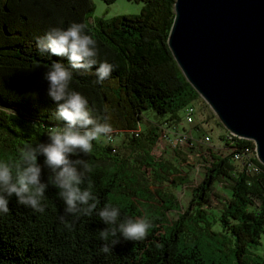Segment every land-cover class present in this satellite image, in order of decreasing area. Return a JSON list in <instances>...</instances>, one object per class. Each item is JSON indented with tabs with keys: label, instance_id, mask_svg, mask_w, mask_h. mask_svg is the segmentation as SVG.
Instances as JSON below:
<instances>
[{
	"label": "trees",
	"instance_id": "1",
	"mask_svg": "<svg viewBox=\"0 0 264 264\" xmlns=\"http://www.w3.org/2000/svg\"><path fill=\"white\" fill-rule=\"evenodd\" d=\"M133 1L143 2L138 14L99 17L91 28V0H0V160L18 163L21 149L47 143L49 133L63 127L44 74L55 61L69 67L67 57L41 53L36 37L53 27L84 23L86 34L97 42L98 64L115 67L102 83L96 82L95 68L73 71L69 89L83 95L92 116L112 129L144 123L137 138L124 135L118 144L93 141V151L80 154L92 167L87 175L99 197L97 211L110 204L120 208L121 218L151 221L144 240L121 238L111 252L102 253L99 233L108 226L95 212L79 218L64 213L58 189L49 184L44 213L18 204L15 196L9 199V213L0 215V264H226L225 249L233 253L229 264H264V255L256 252L264 235V166L256 161L258 172H242L226 158L225 147L203 145L207 151L198 153L197 162L203 173L196 183L185 154L171 148L170 158L165 157L170 145L164 137L165 155L152 151L159 128L146 120L178 121L183 107L199 95L166 44L174 0ZM230 143L255 149L250 140L236 136H230ZM37 161L41 180L48 183L53 174L42 155ZM219 182L229 192L220 198V211L208 216L204 207L212 195L220 197L214 193ZM86 186L87 181L81 187ZM181 186L190 189L185 206L172 192ZM170 212L175 220L169 219Z\"/></svg>",
	"mask_w": 264,
	"mask_h": 264
},
{
	"label": "clouds",
	"instance_id": "2",
	"mask_svg": "<svg viewBox=\"0 0 264 264\" xmlns=\"http://www.w3.org/2000/svg\"><path fill=\"white\" fill-rule=\"evenodd\" d=\"M87 25L73 22L67 29L53 27L44 35L36 37L41 53L67 57L69 67L55 61L44 74L48 81V95L56 102L55 118L63 127L52 130L47 143L26 145L20 150L18 163L0 160V215L9 213V199L44 213L42 201L49 184L58 189V196L64 202V213L91 217L95 212L108 227L100 230L102 253H109L112 247L126 241H142L148 235L151 221L146 218H121L119 207L106 204L97 211L99 197L93 192V183L88 179L92 167L80 158L93 151V141L108 137L113 131L109 124H101L92 116L87 99L79 92L69 89L73 71L89 72L95 68L97 83H102L114 71V65L99 62L97 42L86 34ZM98 65V66H97ZM95 66V67H94ZM44 157V166L53 174L48 183L42 182V167L38 156ZM75 156L76 159H71ZM80 166L79 168L77 166ZM87 181V186H81ZM67 227L71 230L72 224Z\"/></svg>",
	"mask_w": 264,
	"mask_h": 264
},
{
	"label": "water",
	"instance_id": "3",
	"mask_svg": "<svg viewBox=\"0 0 264 264\" xmlns=\"http://www.w3.org/2000/svg\"><path fill=\"white\" fill-rule=\"evenodd\" d=\"M167 46L222 127L264 166V0H174Z\"/></svg>",
	"mask_w": 264,
	"mask_h": 264
},
{
	"label": "rangeland",
	"instance_id": "4",
	"mask_svg": "<svg viewBox=\"0 0 264 264\" xmlns=\"http://www.w3.org/2000/svg\"><path fill=\"white\" fill-rule=\"evenodd\" d=\"M91 2L94 5V9L90 13L88 17V23L90 24L89 26L92 28L95 25V19L96 18H104L106 20L111 19L112 17L116 15H127V14H138L139 11H141V8L143 6V2H136L133 0H114L112 3H106L103 0H91ZM196 112H197V117L196 121L198 124H200L202 127L207 129L208 131V136L210 137V141L206 142V140L203 138L202 135L200 134H193V142L197 143L199 146H194L193 148L197 147L198 149L193 150L189 147L190 145H183L180 147H177L178 145V138L177 137H164V140L167 144L170 145V148L164 149L162 148L163 146L159 143H157L152 151L154 154L159 155L160 153L163 154V149L167 150V154L165 155L166 158H170L171 155V148H176V150H179L182 154H185L187 156V161L188 163H191V165L198 167V158L199 155L198 153L207 151L206 148H202L201 146H206V147H216L217 141L219 136L224 133L226 130L222 127V124L219 123V121L216 119L217 117L214 115V113L209 109L208 105L205 103L204 100H202L200 97L193 102ZM148 118H152V114L148 113L146 115ZM146 120V119H144ZM153 120V119H150ZM147 121V120H146ZM142 126L144 125L143 122ZM120 138V137H119ZM118 138V139H119ZM117 138L114 139V141H111V144L113 143H119V140ZM203 139V141H201ZM100 140L107 142V139L101 138ZM204 142V143H203ZM202 144V145H201ZM213 144V145H212ZM221 145V144H220ZM175 146V147H174ZM188 146V147H185ZM200 147V148H199ZM218 154V151H214ZM169 153V154H168ZM176 162V161H175ZM191 172H190V176ZM167 188H170V186H167ZM173 193L177 197V199L180 201V204L185 206L188 201H189V191L190 189L188 187H178V188H173L172 189ZM214 193L218 194L220 197L216 198L214 195L211 196L210 202L204 207L205 211L207 212V215H212V214H217L220 211V198L226 199L228 195V188L224 183H216L215 188H214ZM169 219L175 220L176 215L175 212H170L168 215ZM213 228L217 229L218 225L214 222L213 223ZM256 252L263 254L264 255V235L260 239V245L257 247ZM224 257H225V262L226 264H229L233 260V253L228 249H225V252H223Z\"/></svg>",
	"mask_w": 264,
	"mask_h": 264
},
{
	"label": "built area",
	"instance_id": "5",
	"mask_svg": "<svg viewBox=\"0 0 264 264\" xmlns=\"http://www.w3.org/2000/svg\"><path fill=\"white\" fill-rule=\"evenodd\" d=\"M197 112L193 103H189L185 105L181 111V117L178 121H157L147 120L150 124L159 128L158 136L156 143L163 145V137H177V138H188L193 142V134H200L203 138L208 140V131L204 127H202L196 121ZM144 119H147L144 117ZM142 124L139 122L137 126L132 129H113L111 134L108 137H102L107 139V142L111 144V141H114L115 138L122 137L124 135L132 136L134 138L139 137L140 132L142 130ZM230 136H236L231 134L228 131L222 133L216 142L217 144H221L225 147L226 158L229 161H234V165L241 166L242 172L251 171V164L257 163L255 150L251 149L252 145H236L230 143ZM240 139V138H239ZM209 141V140H208ZM251 141V140H250ZM252 143V142H251ZM193 146H199L198 144H194ZM164 148V147H162ZM115 150V148H114ZM213 160V157H211ZM259 162V161H258ZM191 165V164H190ZM190 172L193 178H195V182L198 183L200 177L202 176L203 170H199L197 167L191 165Z\"/></svg>",
	"mask_w": 264,
	"mask_h": 264
},
{
	"label": "bare ground",
	"instance_id": "6",
	"mask_svg": "<svg viewBox=\"0 0 264 264\" xmlns=\"http://www.w3.org/2000/svg\"><path fill=\"white\" fill-rule=\"evenodd\" d=\"M236 138H238V137H236ZM204 139L206 140V142H209L210 141V137L209 136H208V140L209 141L206 138H204ZM178 140H179L178 142H180L181 144H183V145H190L191 147L193 146V143L196 144L195 142L190 141L188 138H178ZM201 141H203V139ZM216 147L217 148H220L221 145L219 144ZM251 170L252 171H255V172H258L259 171V168L257 166H255V165L251 164Z\"/></svg>",
	"mask_w": 264,
	"mask_h": 264
}]
</instances>
